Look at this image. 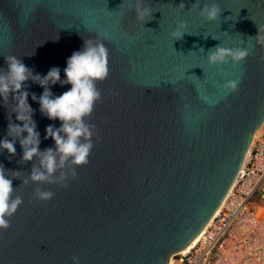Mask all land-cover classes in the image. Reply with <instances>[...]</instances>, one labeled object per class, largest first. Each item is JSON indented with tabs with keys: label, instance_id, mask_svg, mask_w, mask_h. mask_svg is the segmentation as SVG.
Masks as SVG:
<instances>
[{
	"label": "water",
	"instance_id": "95a60500",
	"mask_svg": "<svg viewBox=\"0 0 264 264\" xmlns=\"http://www.w3.org/2000/svg\"><path fill=\"white\" fill-rule=\"evenodd\" d=\"M146 2L154 13L143 24L134 10L119 9L123 0H0V69L15 55L42 75L59 67L64 79L67 59L91 39L108 49L110 72L86 120L96 132L89 163L67 187L33 183L39 159L23 162L18 141L15 156L0 149L6 174L20 173L8 178L24 201L0 230V264H170L235 184L264 124V45L254 39L264 37V0H200L221 8L212 23L190 11L195 0ZM181 23L187 34L175 41ZM218 45H249V56L239 67L212 66L207 53ZM230 80L237 92L223 88ZM28 102L41 151L55 149L45 129L61 122L43 116L31 95ZM12 107L0 100V141ZM37 188L54 198L37 202Z\"/></svg>",
	"mask_w": 264,
	"mask_h": 264
},
{
	"label": "clouds",
	"instance_id": "9594fccd",
	"mask_svg": "<svg viewBox=\"0 0 264 264\" xmlns=\"http://www.w3.org/2000/svg\"><path fill=\"white\" fill-rule=\"evenodd\" d=\"M132 9L136 13L138 21L147 23L152 19L153 7L146 0H123L119 9ZM179 9L184 10L185 5L180 4ZM190 11H198L199 15L207 22L212 23L220 19L222 10L216 3H203L195 0ZM5 27L11 29V24L5 17ZM186 24L181 23L172 33L175 41L182 40L186 31ZM258 44L264 45V37L259 35L254 38ZM203 51V49H201ZM108 49L102 42L84 39L83 48L75 51L67 59V67L63 69L64 79H61V69L52 67L46 75L36 73L28 67L22 59L15 55L4 56L6 68L0 69V100L4 107L13 105L8 114L9 124L7 136L0 141V149L10 156L16 155V142L18 141L23 151L22 161L31 162L38 158L39 167H33L30 180L37 184H54L67 187L69 175L72 179L77 177V169L89 163L94 148L93 137L96 135L95 126L87 123L97 103L102 100L101 91L97 87L98 82L108 79L109 61ZM249 56L248 47L218 45L207 53V61L212 66L222 67L231 65L239 67ZM32 82L43 89L38 97L30 93L26 85ZM59 84L61 87L70 85V89L61 95H54L51 88ZM223 88L228 92H237L239 82L228 81ZM29 95L33 102L39 104L40 113L51 121L59 120L60 127L49 125L46 127L45 139H51L55 143V149H40V133L37 130L36 121L33 119L35 110L28 102ZM118 95V93H113ZM15 114L16 121H12ZM11 137V139L7 138ZM69 162L71 167H69ZM59 172V175L57 173ZM20 176L19 172L6 174L4 165L0 164V230H8L11 227V218L18 212L24 201L20 195H14L13 180ZM27 183V181H25ZM52 191L37 188L34 199L37 202H50L54 198ZM78 264V260L73 261Z\"/></svg>",
	"mask_w": 264,
	"mask_h": 264
},
{
	"label": "built area",
	"instance_id": "2783aa9c",
	"mask_svg": "<svg viewBox=\"0 0 264 264\" xmlns=\"http://www.w3.org/2000/svg\"><path fill=\"white\" fill-rule=\"evenodd\" d=\"M246 159L197 243L175 254L170 264H264V124ZM235 230L240 231L241 241ZM233 239L234 246L229 247Z\"/></svg>",
	"mask_w": 264,
	"mask_h": 264
},
{
	"label": "bare ground",
	"instance_id": "6f19581e",
	"mask_svg": "<svg viewBox=\"0 0 264 264\" xmlns=\"http://www.w3.org/2000/svg\"><path fill=\"white\" fill-rule=\"evenodd\" d=\"M262 126H263V125H262ZM262 126H261V128H260L258 131H260V130L262 129ZM249 152H250V151H249ZM249 152H248V154H249ZM248 154H247V158H248ZM246 161H247V159H246ZM219 211H220V209H218V211H217L215 214H217ZM212 219H213V218H212ZM212 219L209 221V223H207V225L205 226V228L203 229V231L199 234V236L196 237V238L194 239V241H193L192 243H190V244L188 245V247H186V249H184V251H187V250L190 249L195 243H197V241L199 240V238L201 237V235L204 233V231H205V230L207 229V227L210 225ZM235 233H236V235H237L238 241H241L240 231H239V230H235ZM231 246H234V239L231 241V244L229 245V247H231ZM214 249H216V248H214Z\"/></svg>",
	"mask_w": 264,
	"mask_h": 264
}]
</instances>
